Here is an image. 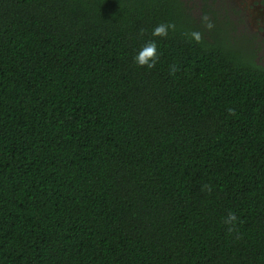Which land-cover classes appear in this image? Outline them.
<instances>
[{"label":"trees","instance_id":"trees-1","mask_svg":"<svg viewBox=\"0 0 264 264\" xmlns=\"http://www.w3.org/2000/svg\"><path fill=\"white\" fill-rule=\"evenodd\" d=\"M204 17L0 0V264H264V67Z\"/></svg>","mask_w":264,"mask_h":264},{"label":"flooded vegetation","instance_id":"flooded-vegetation-1","mask_svg":"<svg viewBox=\"0 0 264 264\" xmlns=\"http://www.w3.org/2000/svg\"><path fill=\"white\" fill-rule=\"evenodd\" d=\"M213 0H211L212 2ZM227 2L231 3L234 0H216V2ZM237 1V12L240 13L239 16L235 18L236 33L242 36L238 43L234 46L244 53L254 57L256 63L264 67V0H236ZM205 10H207L205 15ZM211 7L207 4L203 9L202 16L207 17V19L212 16L215 18V13L208 11ZM225 12V11H224ZM229 25L230 23L224 24L222 30H220V35L225 37L228 31L232 30Z\"/></svg>","mask_w":264,"mask_h":264},{"label":"rangeland","instance_id":"rangeland-1","mask_svg":"<svg viewBox=\"0 0 264 264\" xmlns=\"http://www.w3.org/2000/svg\"><path fill=\"white\" fill-rule=\"evenodd\" d=\"M186 5L191 9L194 17L197 20H202V11L205 8V6L208 4L211 7V12L215 13V18L210 16L208 19L207 17H204V19L208 21L207 26L211 25V28L213 26L216 27H222L226 23H230L233 25H229V27L232 28V30L228 31L226 34L227 40L232 44L235 45L236 43L240 42L239 39L242 37L240 34L236 33V25L235 21H238L236 19V16H239L240 13L237 12V1H231V3H227L224 1L216 2V0H183ZM225 11V12H224Z\"/></svg>","mask_w":264,"mask_h":264},{"label":"clouds","instance_id":"clouds-1","mask_svg":"<svg viewBox=\"0 0 264 264\" xmlns=\"http://www.w3.org/2000/svg\"><path fill=\"white\" fill-rule=\"evenodd\" d=\"M170 25L160 24L153 30V36H166L167 31ZM192 38L196 41L200 40V33L199 32H193ZM157 45L155 41H151L147 44H145L141 50L137 53V55L134 57L135 62L139 66H147L149 68L154 67L157 59ZM175 69L173 68V71ZM236 219V216L234 213H229L228 219L226 222H231Z\"/></svg>","mask_w":264,"mask_h":264}]
</instances>
